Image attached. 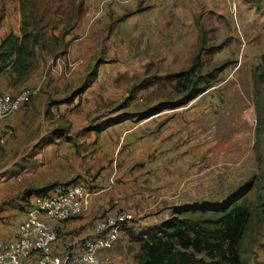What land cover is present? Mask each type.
I'll use <instances>...</instances> for the list:
<instances>
[{"label": "rangeland", "instance_id": "obj_1", "mask_svg": "<svg viewBox=\"0 0 264 264\" xmlns=\"http://www.w3.org/2000/svg\"><path fill=\"white\" fill-rule=\"evenodd\" d=\"M28 14L30 25L37 19L48 30L51 43L61 37L70 44L82 37L101 42L97 47L102 51L81 60L77 81L70 85L80 91L96 66L93 85L116 93L118 99L104 101L97 112L102 118L98 125H88L93 129L169 98L174 92L164 78L189 68L202 43L201 71L223 64L226 68L218 81L187 104L158 113L151 127L164 129L165 139L145 163L159 169L182 155L190 158L189 166L208 162V181H198L196 190L189 189L181 200L218 199L253 176L264 183V0H29ZM44 51L36 49V63ZM1 79L12 82L7 74ZM12 137L17 143L3 148L0 165L24 161L36 149L23 147L26 142L16 134ZM192 171L178 167L183 189L190 188ZM260 234L245 255L248 264H255Z\"/></svg>", "mask_w": 264, "mask_h": 264}, {"label": "crops", "instance_id": "obj_2", "mask_svg": "<svg viewBox=\"0 0 264 264\" xmlns=\"http://www.w3.org/2000/svg\"><path fill=\"white\" fill-rule=\"evenodd\" d=\"M21 26L20 1L0 0V43L10 33L21 35ZM97 43L101 44L98 38L82 37L69 43V52L58 58L44 51L37 63L35 58V68L24 81L12 83L0 76V91L6 94L40 88L36 97L0 120V134L10 127L15 130L16 139L21 137L26 142L23 147L36 146L24 161L10 160L0 165V235L8 242L19 237L20 225L34 207L35 190L45 189L42 193H47L76 180L91 190L90 204L73 220H48L59 233L50 251L57 255L80 253L82 241L95 234L101 217L126 210L134 216V222L122 232L114 248L101 255L104 264H136L129 234L156 228L170 218L174 207L195 202L188 196L185 200L181 197L189 189L195 191L198 181H208L212 169L206 160V166L197 161L189 166L190 158L183 155L159 169L145 163L165 139L164 129L151 127L156 125L158 114L110 123L100 132L91 129L81 133L91 121L93 126L98 125L102 118H97V112L104 101L118 99L111 88L102 89L93 83L81 93L70 87L77 81L76 69L81 60L102 51ZM59 124L67 125V129L62 128L66 132L54 128ZM13 135L6 139L5 148L17 143ZM74 141L80 144V151ZM181 165L187 171L193 169L190 188L183 189V181L176 176ZM54 184L58 186L47 189ZM260 238L253 251L255 264H264V229ZM36 261L37 256L33 255L29 263Z\"/></svg>", "mask_w": 264, "mask_h": 264}, {"label": "trees", "instance_id": "obj_3", "mask_svg": "<svg viewBox=\"0 0 264 264\" xmlns=\"http://www.w3.org/2000/svg\"><path fill=\"white\" fill-rule=\"evenodd\" d=\"M19 1L22 12L21 35L10 33L0 43V76L7 74L12 83L24 81L34 70L37 48L58 58L67 54L69 46L62 37L55 38L54 43H51L48 30L41 25L40 20L35 19V24L30 25L29 0ZM78 11L80 18L83 11L82 3ZM41 17L44 19L45 16ZM74 26L75 24L67 31ZM203 50L201 43V48L193 56L189 68L179 73L168 74L164 78L170 82L174 94L168 95L169 98L165 97L155 106L147 107L140 114H123L113 123L131 117L145 119L166 109L177 108L211 87L218 81L226 65L217 66L203 73L201 71ZM96 73L95 66L79 93L94 82ZM131 92L133 93L134 89ZM107 126L102 125L95 129L100 132ZM90 128L93 129L90 126L87 130ZM62 131L66 132L64 129ZM73 143L77 151H80V144L75 141ZM56 186L58 185H50L47 189ZM35 191L42 194L45 189ZM263 227L264 183L262 178L253 176L218 199L200 200L174 207L170 218L163 224L147 232L136 234L131 232L129 238L135 246L136 264H248L245 255L259 237Z\"/></svg>", "mask_w": 264, "mask_h": 264}, {"label": "built area", "instance_id": "obj_4", "mask_svg": "<svg viewBox=\"0 0 264 264\" xmlns=\"http://www.w3.org/2000/svg\"><path fill=\"white\" fill-rule=\"evenodd\" d=\"M39 92V87L22 89L16 95L0 91V120L20 109ZM14 132L13 128L6 127L0 134V152ZM90 201L91 190L78 181L37 194L34 207L20 225L19 237L8 242L0 235V264H30L33 255L37 256L35 264H104L101 252L114 248L120 234L134 221V216L126 210L101 217L95 234L82 241L80 253L57 255L50 251L59 233L48 220H73L81 216Z\"/></svg>", "mask_w": 264, "mask_h": 264}]
</instances>
